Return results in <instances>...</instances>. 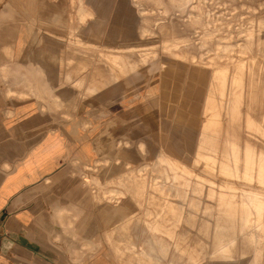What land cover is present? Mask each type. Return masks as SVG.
Listing matches in <instances>:
<instances>
[{"label": "rangeland", "instance_id": "rangeland-1", "mask_svg": "<svg viewBox=\"0 0 264 264\" xmlns=\"http://www.w3.org/2000/svg\"><path fill=\"white\" fill-rule=\"evenodd\" d=\"M123 2L137 11L136 18L131 17L132 31L120 40L81 41L72 35L70 48L97 54L96 59L80 61L90 64V92L103 82L132 76L137 94L149 98V147L146 152L144 141L138 140L143 156L115 178L99 173L98 165L107 163L105 159L86 164L95 201L115 205L118 217L82 244L75 253L81 260L75 264H224L212 259L214 220L197 210L201 198L188 195L191 185L186 183L205 182L208 189H217L221 183L228 196L247 191L264 200V182L247 175L244 160L238 172L221 169L214 162V150L200 146L209 143V137L202 139L206 126L214 123L225 135L233 114L238 126L229 128L227 140L235 136L240 144L249 141L264 150V133L257 124L248 129L247 123L250 77L255 72L264 82V40L260 39L264 0ZM82 78L75 79V86ZM217 86L223 89L218 114L207 105L212 91L218 96ZM230 102L236 105L235 114L230 113ZM258 108L264 110V99H259ZM117 143L130 141L118 139ZM248 241L238 238L235 256L243 257L245 264H264V237L261 245Z\"/></svg>", "mask_w": 264, "mask_h": 264}, {"label": "crops", "instance_id": "crops-1", "mask_svg": "<svg viewBox=\"0 0 264 264\" xmlns=\"http://www.w3.org/2000/svg\"><path fill=\"white\" fill-rule=\"evenodd\" d=\"M132 14L123 0H0V264L78 263L118 217L95 201L86 164L105 159L99 173L111 179L137 163L149 98L131 75L90 92L80 61L97 54L74 52L70 36L120 40Z\"/></svg>", "mask_w": 264, "mask_h": 264}, {"label": "bare ground", "instance_id": "bare-ground-1", "mask_svg": "<svg viewBox=\"0 0 264 264\" xmlns=\"http://www.w3.org/2000/svg\"><path fill=\"white\" fill-rule=\"evenodd\" d=\"M258 36H260V35H258ZM256 39H258V38H256ZM260 39L264 40V36L260 37ZM245 41L246 40H244V42ZM243 45H245V43ZM248 45L251 46V44H248ZM223 50H224V48H223ZM182 57H184V56H182ZM116 58H117V56H116ZM217 89H218V86H217ZM215 91L217 92L216 89H215ZM247 91H248V104H247L248 111H247V113H248L249 117L251 116V118H248V120H247L248 129L254 127L255 124H257V126H259L261 131L264 133V110H260L258 108L259 99H261L262 102L264 99V82H260V80L255 76V72L250 77V84H249V88ZM218 92H219L218 96L214 97L212 94V93H214V91H212L210 93L208 100H207V105L215 113L217 112V114L219 113L218 107H219V101L222 99L221 95H223L222 94L223 89H220V90L218 89ZM230 92L233 93V90H231ZM258 92H261V93L258 94ZM229 109L231 110L230 111L231 114L232 113L235 114L236 105H234L233 102H230ZM241 109H239V111L242 112ZM231 117L232 118H230L229 124L226 126L227 129H226L225 135L223 134V132L220 128L215 126L214 123L212 125L206 126L202 132V134H203L202 139H204L206 136H207L206 138L209 137V141H208L209 143L208 144L201 143L200 146L203 148L206 147V148H211L212 150H214V162H216V164L219 168L227 169V170L232 169L235 172H238L239 168H240V163H243V160H244V163H245L244 167L246 168L247 175H248V173L251 176L254 175L258 179H260L261 181L264 182V150L262 148L259 150L258 146L256 147L255 144L250 143L249 141H245L244 143L240 144V142L236 141L235 136H233L234 139L229 138L227 140L228 134H229V128L237 129V126H238V124L234 123V115L233 114L231 115ZM241 120H242V118H241ZM141 149H142V151L144 150L143 148H141ZM243 149H244V156L242 154ZM199 155H200V153H199ZM193 166H195V165H193ZM205 172H206V170H205ZM217 173H218V170H217ZM211 174H209V175L211 176ZM220 174L222 175V173H220ZM209 175L207 177H209ZM212 175H214V174H212ZM233 176L235 177V173ZM236 176H237V174H236ZM243 176H244V174H243ZM221 178L224 179L225 177L223 178V176H222ZM247 178H248V176L246 177V179ZM193 179H194V177H193ZM188 181H190V180H187L186 185L187 186L191 185V187L188 191H186V193L190 196H193V197L198 196L201 198V199H198V201H197V203H198V209L197 210L201 213L207 214V215H205L206 218H210V219L214 220V222L212 224L213 231L211 232V234H212V240H211V242H212V253H213L212 259L214 258V259L219 260V261L220 260L226 261V263H224V264H245L242 256H241L242 257L241 259H239L238 257L235 256L234 247L236 246L237 240L239 237L247 238L248 240H250L248 242H251L254 245H261L262 244V240L264 237V200L261 199L258 194H254V193L252 194L251 192H247V191H240V193H237L236 191L232 192L231 191L232 189L230 191L233 193V195H231L232 193H230L228 196L227 195L228 193L224 192V190L222 188L223 184H221V183H219V185H218L219 187H217V189H211V188L208 189L204 185L205 182L204 183L189 184L190 182H188ZM224 181H226V180H224ZM248 181H250V180H248ZM226 182H228V181H226ZM241 186H243V185H241ZM224 188H225V185H224ZM227 189H229V187ZM227 191L229 192V190H227ZM238 194H241L239 196L240 197L239 199L236 197V195H238ZM206 198H211V199L208 200ZM206 203H208V204H206ZM190 211L193 212L194 208L191 207ZM212 213H213V215H211ZM193 218H194V216L188 217V219H190V220ZM153 222H154V220H153ZM152 225H153V223H152ZM188 225L190 227H192L194 224L192 225V223H191ZM150 227H151V225H150ZM148 231H149V228H148ZM149 244H151V243H149ZM140 246H141V244H140ZM161 247H163V245ZM178 249L179 248L176 247L177 251H178ZM140 252L141 251H139V254H140ZM158 252H160L159 249H158ZM163 254H165V253H163ZM238 259H239V261H238Z\"/></svg>", "mask_w": 264, "mask_h": 264}]
</instances>
